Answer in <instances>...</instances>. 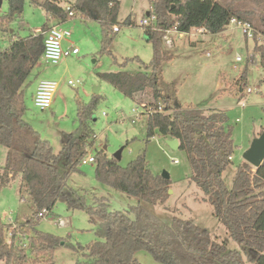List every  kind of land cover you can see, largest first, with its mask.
Masks as SVG:
<instances>
[{
    "label": "trees",
    "instance_id": "obj_1",
    "mask_svg": "<svg viewBox=\"0 0 264 264\" xmlns=\"http://www.w3.org/2000/svg\"><path fill=\"white\" fill-rule=\"evenodd\" d=\"M26 1L7 0L8 10L2 19L5 22L19 19ZM238 1L223 5L220 0H151L149 14L154 15L155 21L144 26L143 32L151 45L152 58L143 64L144 71L100 73L98 77L131 99L150 91L151 103L139 104L144 110L148 107L153 110L147 114V141L156 135L178 141V149L187 155L192 180L239 250H228L225 242H214L207 231L189 221L174 217L171 224H166L140 204L114 212L109 210L108 200L101 197L94 198L89 206L82 191L67 186L69 175L78 171L80 161L95 141L88 123L99 96L79 105L78 127L66 137L58 154L24 121L23 88L41 59L50 29L46 23L39 32L18 38L0 52V146L7 149L6 163L0 168V187L19 176L20 191L26 192L34 209L31 218L16 227L0 224V264H56L54 252L58 246L80 252L86 260L76 264H141L134 258L137 251L150 253L160 264H264V161L257 169L246 162L239 165L231 189H227L222 175L236 149L227 116L223 112L206 114L195 108L174 107L161 83L163 66L172 59L162 42L167 30L176 27L178 32L188 33L205 28L216 35L236 18L250 23L264 36V0L259 15L234 9L233 2ZM40 6L49 15L48 22L55 21L58 25L76 13L86 14L87 8L94 9L103 32L102 50L107 51L109 33L117 26L118 0H75L71 5L73 17L68 16L59 0H45ZM255 18L259 27L252 22ZM125 23L130 25L128 20ZM253 40V50L264 66V47L255 36ZM245 76L246 71H242L239 79L243 81ZM158 105L167 112H158ZM94 166L98 183L139 202L156 205L165 203L169 197L170 180L153 174L144 155L123 167L100 150L94 155ZM57 202L65 203L69 210H84L91 223L99 219L96 235L101 241L72 246L60 237L35 230L38 215L43 211L51 213ZM7 234L11 237L9 241L5 238Z\"/></svg>",
    "mask_w": 264,
    "mask_h": 264
},
{
    "label": "rangeland",
    "instance_id": "obj_2",
    "mask_svg": "<svg viewBox=\"0 0 264 264\" xmlns=\"http://www.w3.org/2000/svg\"><path fill=\"white\" fill-rule=\"evenodd\" d=\"M44 1L27 0L20 18L11 22L2 19L8 10L7 0L2 1L0 52L8 49L18 38L35 33L46 23L57 24L51 20L48 22L49 15L40 6ZM74 1H61V5ZM118 1L119 31H110L111 41L105 52L102 50V27L96 16L76 13L65 23L71 34L69 39L74 44L72 47L77 48L79 54L65 57L57 65L46 64L40 59L23 88L26 107L24 121L38 133L40 139L48 141L53 152L58 154L63 149L64 138L78 127L79 105L88 104L94 96H99L88 123L95 141L86 157H94L96 151L100 150L112 157L121 150L118 163L125 167L138 156L144 155L153 174H168L171 194L162 204L139 202L98 183L94 177L93 163L79 165L78 171L69 175L67 186L82 191L89 206L93 205L94 198L101 197L108 200L109 210L114 212H124L140 204L166 224H171L174 217L189 221L207 231L214 242H225L228 250H239L224 225L214 217L211 203L192 180L186 153L170 149L167 140L158 135L147 141V112L139 104L151 103L150 91L146 90L131 99L98 77L100 73L143 72V64L149 63L152 58L151 45L141 26L142 20L147 18L146 13L152 9L151 0ZM220 1L228 5L231 0ZM262 1L240 0L233 2L232 7L244 13L253 11L259 15L263 12ZM126 20L130 25L125 23ZM254 20L252 22L259 27L257 19ZM256 31V41L264 47V36L258 29ZM171 37L174 40L172 47L163 44L172 59L163 66L162 89L174 107L195 108L206 114L223 112L227 116L236 146L230 164L222 175L225 186L230 190L236 168L245 162L243 154L264 130V66L253 50L254 40L232 24H228L223 32L207 34L204 38L190 35ZM237 57L241 61L237 62ZM133 58L139 61L131 60ZM242 71H246L243 81L239 79ZM42 80L54 81L58 85L51 108L46 111L37 109L31 96L36 83L38 85ZM96 89L98 93L94 94ZM247 89L251 92L248 93ZM136 109L139 118L135 120L133 111ZM6 155L7 149L0 146V167L5 165ZM33 210L26 192L20 191L19 176L0 187V224L16 227L29 220ZM60 219L64 222L63 226L57 225ZM94 220L91 223L90 216L84 210H69L65 203L57 202L51 213L39 219L34 229L60 237L72 246H86L101 241L96 235L100 221ZM5 238L7 241L11 239L8 234ZM134 258L141 264H160L146 251H137ZM85 260L80 252L76 253L69 247L58 246L54 252L56 264H76Z\"/></svg>",
    "mask_w": 264,
    "mask_h": 264
},
{
    "label": "built area",
    "instance_id": "obj_3",
    "mask_svg": "<svg viewBox=\"0 0 264 264\" xmlns=\"http://www.w3.org/2000/svg\"><path fill=\"white\" fill-rule=\"evenodd\" d=\"M59 1L66 2V0H59ZM72 4L73 3H68L67 5L63 6V8L68 12L69 17L74 16V12L71 10ZM154 21H155L154 15L149 14V16H147L146 19L142 20L141 26L144 27V26L151 25L154 23ZM229 24H232L236 27H239L242 30V33L246 37L253 39V37L256 36V34H257V31L254 30V28L248 22L240 21L236 18H233L229 21ZM112 30H113V32L116 33L119 31V28L117 26H114L112 28ZM37 32H39V30ZM207 34H209V33L207 32V30L205 28H195V29H192L188 33H180V32H178L176 27H174V28L167 30L165 32V34L162 37V42L164 45H166L168 47H172L173 39H172L171 35H177L178 38H183V37L188 36V35L194 36V37L199 36L200 38H204L207 36ZM70 36H71V34H70L69 30H67L63 27H60L58 25L50 26V29L46 33V36L44 39V49H43L41 59L44 60V62L46 64L57 65L63 58L68 57L70 55L78 54L77 48L65 49L63 47V42L65 40H67ZM236 61L239 62V61H241V59L239 57H237ZM68 84L72 85L71 82H69ZM57 87H58V85L54 81H50V80L40 81L36 87V91H35V94L33 97L34 106L41 111H46V110L50 109L51 105H52V99H53V96L57 90ZM247 92L250 93L251 90L247 89ZM148 109L146 110L147 114L151 113L153 111L152 108L148 107ZM157 111L160 113L167 112V111H165V109L161 105H158ZM133 114H134L135 120L139 118L138 113H137V109L133 111ZM135 120L132 122L134 123ZM94 140H95V136H94ZM88 149H87V154H88ZM87 154H86V156H87ZM86 156L84 158H82V160L80 161V165H88V164H92V163L94 164V157H86ZM46 216H47V212L43 211L38 215V218L43 219ZM57 225L63 226V221L60 219L57 222Z\"/></svg>",
    "mask_w": 264,
    "mask_h": 264
},
{
    "label": "water",
    "instance_id": "obj_4",
    "mask_svg": "<svg viewBox=\"0 0 264 264\" xmlns=\"http://www.w3.org/2000/svg\"><path fill=\"white\" fill-rule=\"evenodd\" d=\"M2 1L3 0H0V7L2 5ZM146 16H149V13H147ZM97 93L98 89H96L94 94ZM166 144L172 150H177L179 148V143L177 140H167ZM113 157L119 161L121 157V150L114 154ZM243 158L246 163L255 169L261 166L264 161V130L257 138L252 141L249 149L243 154ZM161 177L165 180H169V176L165 172L161 174ZM168 194H171V192L169 191Z\"/></svg>",
    "mask_w": 264,
    "mask_h": 264
},
{
    "label": "crops",
    "instance_id": "obj_5",
    "mask_svg": "<svg viewBox=\"0 0 264 264\" xmlns=\"http://www.w3.org/2000/svg\"><path fill=\"white\" fill-rule=\"evenodd\" d=\"M151 2V1H150ZM150 11H151V9H150ZM149 13V12H148ZM94 15V16H96L97 17V21H98V16H97V13L95 12V10L94 9H92V8H87V13L86 14H84V15H86V16H88V15ZM147 14V13H146ZM54 25H58V24H50V26H54ZM65 25V23H63V24H60V25H58V26H60V27H63V28H65V29H67L66 28V26H64ZM38 30H40V29H36V31L35 32H37ZM68 30V29H67ZM113 31V30H112ZM117 33V32H116ZM143 34H144V32H143ZM71 37V36H70ZM69 37V38H70ZM67 39V40H65L64 42H63V47L65 48V49H72V48H75V47H72L74 44L71 42V39ZM173 44H174V40H173ZM173 46V45H172ZM78 54H79V52H78ZM77 55V54H76ZM74 56V55H73ZM30 78V77H29ZM29 80V79H28ZM36 86H37V83H36ZM36 86H35V89L33 90V92H32V94H31V96H32V98H33V96H34V93H35V90H36ZM65 139L66 138H64V141H65ZM4 166V165H3ZM2 166V167H3ZM2 167H0V168H2ZM10 177V176H9ZM63 225H64V222H63Z\"/></svg>",
    "mask_w": 264,
    "mask_h": 264
}]
</instances>
